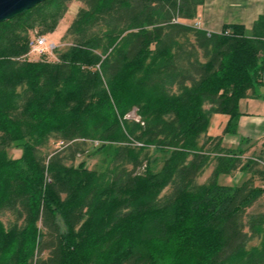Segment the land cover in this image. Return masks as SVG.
I'll return each instance as SVG.
<instances>
[{"label":"trees","instance_id":"1","mask_svg":"<svg viewBox=\"0 0 264 264\" xmlns=\"http://www.w3.org/2000/svg\"><path fill=\"white\" fill-rule=\"evenodd\" d=\"M78 1L53 58L26 57L28 30L66 8L0 24V264H264V140L258 157L222 145L240 100L264 97V14L208 32L185 22L205 0ZM87 142L105 155L76 167ZM235 171L249 178L218 184Z\"/></svg>","mask_w":264,"mask_h":264},{"label":"rangeland","instance_id":"2","mask_svg":"<svg viewBox=\"0 0 264 264\" xmlns=\"http://www.w3.org/2000/svg\"><path fill=\"white\" fill-rule=\"evenodd\" d=\"M55 3V4H54ZM66 8V14L63 16L61 20H59L58 25L56 26V29L53 32L42 34L43 27L40 26H34L33 28H30L28 30V33L30 35V38L37 36V35H43L45 36L48 43H55L57 47L59 48H65L69 43L67 40H63V35L65 34L66 29L72 22L73 18L77 14L78 10L83 7V3H81L78 0H53L50 2H43L38 4V8L35 9L30 14H27L24 16V19L22 21L27 22L32 19H38L36 21V25L39 24L40 20L43 21V19L50 20L53 16L59 15L62 11V8ZM196 21V19L185 21L188 24H193ZM247 29V28H246ZM251 28H248L249 31ZM26 55L27 58L31 60H38L39 58H53V53L50 52L43 56H37L34 54H31L30 51L27 52ZM239 111L241 113H244L246 115L262 119L264 118V97L259 98H246L242 99L239 102ZM129 117L133 118L135 117V114L132 112L129 114ZM209 129V128H208ZM207 129V130H208ZM235 137V135L233 134ZM231 136V138L233 137ZM230 137V136H229ZM205 137H201L200 139V145L204 142ZM245 144L242 146V149L246 150L245 157H258L260 152L263 150L262 144L259 142H256L258 140L249 138H242L241 139ZM263 143V141H262ZM112 146V145H111ZM226 148H235L237 145L231 144L229 142H224L223 144ZM87 148L88 153L86 155H77L75 160L73 161V164L77 167L80 164H84V168L91 169L94 168L95 164L99 163V158L103 157L105 154L102 152L100 154H97L96 148L94 146V143L87 142ZM66 149V145L62 142H54L50 141L48 146L43 150L44 153L51 154L54 152H60ZM21 149H18L16 147H11L7 151V155L9 158L12 159H18L21 157ZM94 153V154H93ZM264 153V150H263ZM165 154L163 153L162 149H151V158L154 160L155 167H159L161 165V161ZM262 165H264L263 162H261ZM212 171V167L210 166L207 168L204 173L198 178L199 183L205 182V180L210 176ZM249 178V175L247 173L241 172V171H235L231 174H220L217 178V182L219 185L223 186H229V187H238L243 184L244 181H246ZM253 211H263L264 212V198H262L251 210ZM1 221L8 225L12 220L13 216L10 213H2L0 216ZM46 254V253H45ZM44 252L41 255H45Z\"/></svg>","mask_w":264,"mask_h":264},{"label":"crops","instance_id":"3","mask_svg":"<svg viewBox=\"0 0 264 264\" xmlns=\"http://www.w3.org/2000/svg\"><path fill=\"white\" fill-rule=\"evenodd\" d=\"M263 14L264 0H205L197 9V15L194 18L196 21L193 25L198 24L199 28L208 32H220L224 25L231 24H240L248 29ZM227 121V115H213L210 119L207 135L211 137L222 136ZM234 135L235 137L233 134L224 135L222 145L227 141L237 145L232 149L238 147L242 149L243 144H245L242 142V138L256 139L258 140L256 142L262 144L264 140V118L259 119L241 113L238 128ZM231 136L233 137L231 138Z\"/></svg>","mask_w":264,"mask_h":264},{"label":"water","instance_id":"4","mask_svg":"<svg viewBox=\"0 0 264 264\" xmlns=\"http://www.w3.org/2000/svg\"><path fill=\"white\" fill-rule=\"evenodd\" d=\"M47 0H0V24L11 20Z\"/></svg>","mask_w":264,"mask_h":264},{"label":"built area","instance_id":"5","mask_svg":"<svg viewBox=\"0 0 264 264\" xmlns=\"http://www.w3.org/2000/svg\"><path fill=\"white\" fill-rule=\"evenodd\" d=\"M195 26L199 28L198 24ZM56 48L57 45L53 42L48 43L45 36L43 35L34 36L29 42V50L31 54L37 55L39 57L52 52Z\"/></svg>","mask_w":264,"mask_h":264}]
</instances>
